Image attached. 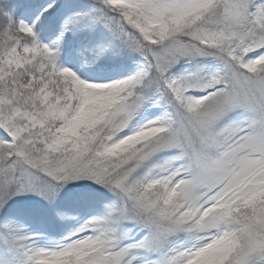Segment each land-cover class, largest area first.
<instances>
[{"label":"snow or ice","instance_id":"6c2138e0","mask_svg":"<svg viewBox=\"0 0 264 264\" xmlns=\"http://www.w3.org/2000/svg\"><path fill=\"white\" fill-rule=\"evenodd\" d=\"M0 264H264V0H0Z\"/></svg>","mask_w":264,"mask_h":264}]
</instances>
